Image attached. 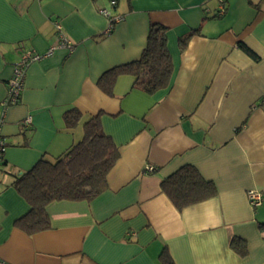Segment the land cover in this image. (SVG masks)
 <instances>
[{"label": "crops", "instance_id": "1", "mask_svg": "<svg viewBox=\"0 0 264 264\" xmlns=\"http://www.w3.org/2000/svg\"><path fill=\"white\" fill-rule=\"evenodd\" d=\"M221 1L215 17L220 0H118L112 13L124 19L107 31L98 11L107 0H0V264H264V0ZM56 24L71 51L57 46ZM150 24L166 28L168 86L149 94L121 74L107 95L98 77L138 59ZM24 50L42 58L26 68L19 101L6 104ZM71 107L82 121L100 115L118 159L102 193L48 203L49 227L27 233L15 222L29 204L13 174L82 137V121H63ZM184 164L216 192L179 211L160 182Z\"/></svg>", "mask_w": 264, "mask_h": 264}, {"label": "trees", "instance_id": "2", "mask_svg": "<svg viewBox=\"0 0 264 264\" xmlns=\"http://www.w3.org/2000/svg\"><path fill=\"white\" fill-rule=\"evenodd\" d=\"M107 2L106 8L113 14L116 3L110 5L109 0ZM214 16L220 15L215 13ZM239 46L248 54H254L241 42ZM121 74L131 75L134 78L132 87L149 94L168 86L172 61L163 25L150 24L138 59L106 69L97 79L98 87L112 96L116 78ZM62 118L67 128H73L82 121V114L71 107L63 112ZM82 128V137L63 153L54 158L42 156L29 169L13 174V187L29 204L28 211L15 220L25 232L33 233L49 227L48 203L59 200L91 201L106 189L107 174L119 156L118 146L103 130L99 114L87 116L82 121ZM6 164L0 152V170H4ZM151 167L146 171L156 169L153 165ZM160 188L179 211L214 196L216 192L214 183L202 177L191 164H184L162 178ZM257 225L264 230V221ZM230 245L242 256L247 253L246 243L239 237H233ZM164 264L173 263L165 257Z\"/></svg>", "mask_w": 264, "mask_h": 264}, {"label": "built area", "instance_id": "3", "mask_svg": "<svg viewBox=\"0 0 264 264\" xmlns=\"http://www.w3.org/2000/svg\"><path fill=\"white\" fill-rule=\"evenodd\" d=\"M116 3V0H109L110 5H114ZM225 11V7L223 2L220 0V5L218 7V10L216 11L217 15H222ZM99 12L108 17L109 19V25L108 29L110 30V27L113 23H118L124 19V17L120 14L113 15L109 12L108 8L103 7L99 9ZM56 37H57V46L58 47H64L71 51L73 49V44L64 36L61 27L59 24H56ZM55 48V47H54ZM53 47L50 49V52H52ZM42 58V55H39L33 51L30 50H24L19 58V60L13 65L12 74L8 80V86H7V94L4 99V103L6 104H15L20 98V93L24 84V77H25V71L28 65L34 61H37ZM29 121V119H26L25 122ZM4 142L0 138V152L4 150ZM151 165H148L146 167L147 170H151ZM247 197L248 201L251 206L256 207L260 205L262 201V194L260 191L256 189H249L247 191Z\"/></svg>", "mask_w": 264, "mask_h": 264}]
</instances>
